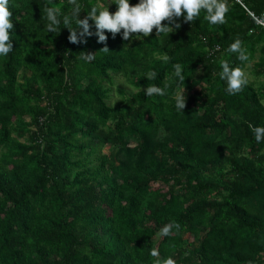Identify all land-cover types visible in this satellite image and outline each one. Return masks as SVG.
Masks as SVG:
<instances>
[{"label": "trees", "instance_id": "trees-1", "mask_svg": "<svg viewBox=\"0 0 264 264\" xmlns=\"http://www.w3.org/2000/svg\"><path fill=\"white\" fill-rule=\"evenodd\" d=\"M44 2L13 0L0 57V264H264V142L249 127L264 126V26L250 15L264 23V0H228L224 24L202 12L169 37L79 44L63 24L46 30ZM78 2L81 19L98 2L117 10ZM236 39L247 61L228 51ZM225 62L253 82L229 94ZM119 77L130 90L112 105Z\"/></svg>", "mask_w": 264, "mask_h": 264}, {"label": "clouds", "instance_id": "clouds-1", "mask_svg": "<svg viewBox=\"0 0 264 264\" xmlns=\"http://www.w3.org/2000/svg\"><path fill=\"white\" fill-rule=\"evenodd\" d=\"M117 6L115 12L109 11V5L97 3L90 7L87 15L81 19V4L78 0H69L71 12L61 15L58 8L51 6V0H45L42 13V19L46 21L45 28L48 32L56 33L61 24L64 28L70 30L68 37L69 42L79 44L86 42V37L95 35L98 43H106L108 36L106 31L115 38L117 34L125 41L130 39L140 40L147 38L156 30V37H169V34L180 28L178 18H183L184 22H193L199 18L203 12L204 19L210 25L224 24L227 13L229 12L228 0H138L136 4H131L130 0H112ZM14 9L13 0H0V57L7 56L13 51L14 24L11 19L12 10ZM90 21L92 22L90 24ZM167 21V23H162ZM75 25V26H73ZM95 28V32L90 29ZM133 34H136L133 36ZM104 52H108L107 46L103 48ZM228 51L237 53L240 61H247L248 55L242 47L241 41L236 39L228 47ZM91 57V56H90ZM174 78L183 83L185 77L182 67L179 63L173 65ZM156 73L151 72L148 78H155ZM220 78L226 80V91L229 94L240 92L248 83L244 71L240 67H230L228 63L221 64ZM179 86V85H178ZM166 84L164 88L159 86H147L144 90L146 97L153 95H166ZM185 90H179L173 97L174 107L178 111H183L186 106ZM254 135L255 141L259 144L264 142V126L249 125ZM172 227L179 228V224H166L160 231L159 235L169 236ZM152 257H159V251L155 248L151 249ZM163 264H175L173 258L168 257L163 260Z\"/></svg>", "mask_w": 264, "mask_h": 264}, {"label": "rangeland", "instance_id": "rangeland-1", "mask_svg": "<svg viewBox=\"0 0 264 264\" xmlns=\"http://www.w3.org/2000/svg\"><path fill=\"white\" fill-rule=\"evenodd\" d=\"M245 75H246L247 81L252 83L253 81L251 80L249 73L245 72ZM118 89L130 90V87L124 79H122L120 77L116 78L115 79V86L113 88V93H112L113 100L110 102L112 105L117 104L121 100L120 95L117 92ZM157 186L161 187L160 185H157ZM163 188H165V190H166V187L163 186Z\"/></svg>", "mask_w": 264, "mask_h": 264}, {"label": "built area", "instance_id": "built-area-1", "mask_svg": "<svg viewBox=\"0 0 264 264\" xmlns=\"http://www.w3.org/2000/svg\"><path fill=\"white\" fill-rule=\"evenodd\" d=\"M235 1H236L238 4H240L243 8H245L244 5L242 4L241 0H235ZM245 9H246V8H245ZM249 14H250V13H249ZM250 15L252 16L253 19H255V21L257 22V24L264 26V23H263L261 20L255 18L252 14H250Z\"/></svg>", "mask_w": 264, "mask_h": 264}]
</instances>
